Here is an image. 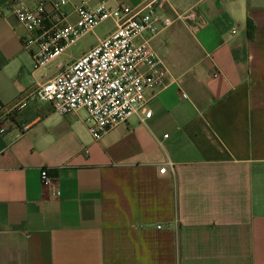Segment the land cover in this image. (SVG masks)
<instances>
[{"label": "crops", "instance_id": "1", "mask_svg": "<svg viewBox=\"0 0 264 264\" xmlns=\"http://www.w3.org/2000/svg\"><path fill=\"white\" fill-rule=\"evenodd\" d=\"M100 1L67 0V21ZM160 13L190 16L144 35L170 78L145 91L148 119L95 141L85 110L31 95L79 56L33 70L36 46L0 0V106H16L0 113V264H264V0H167Z\"/></svg>", "mask_w": 264, "mask_h": 264}, {"label": "built area", "instance_id": "2", "mask_svg": "<svg viewBox=\"0 0 264 264\" xmlns=\"http://www.w3.org/2000/svg\"><path fill=\"white\" fill-rule=\"evenodd\" d=\"M108 1L101 0L95 7L74 6L75 20L68 22L64 12L67 0H40L34 9L21 0H10L17 21L29 34L22 41L24 49L36 46L33 70L53 62L99 24L112 22L111 32L31 93L59 114L85 110L84 122L95 141L133 115L143 112L144 119L150 117L151 112L145 110V91L160 86L170 73L149 38L190 17L161 14L167 0H149L136 7L109 6ZM190 15L192 19L194 15ZM15 107L0 106V113L9 115ZM168 167L171 164L160 168L158 174H164ZM40 181L53 197L60 195L59 186L44 169Z\"/></svg>", "mask_w": 264, "mask_h": 264}, {"label": "rangeland", "instance_id": "3", "mask_svg": "<svg viewBox=\"0 0 264 264\" xmlns=\"http://www.w3.org/2000/svg\"><path fill=\"white\" fill-rule=\"evenodd\" d=\"M113 24L110 21H105L99 24L93 31V33L87 34L79 39L74 44L67 47L61 54L63 59L76 58L90 49L98 40L103 39L111 30Z\"/></svg>", "mask_w": 264, "mask_h": 264}, {"label": "trees", "instance_id": "4", "mask_svg": "<svg viewBox=\"0 0 264 264\" xmlns=\"http://www.w3.org/2000/svg\"><path fill=\"white\" fill-rule=\"evenodd\" d=\"M246 29L248 36L251 37L253 26L249 20L246 21Z\"/></svg>", "mask_w": 264, "mask_h": 264}]
</instances>
